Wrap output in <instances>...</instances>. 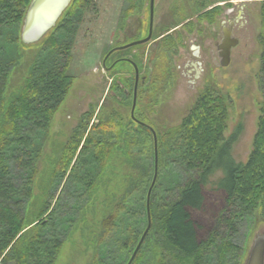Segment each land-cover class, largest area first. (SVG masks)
<instances>
[{"label":"rangeland","instance_id":"rangeland-1","mask_svg":"<svg viewBox=\"0 0 264 264\" xmlns=\"http://www.w3.org/2000/svg\"><path fill=\"white\" fill-rule=\"evenodd\" d=\"M122 1L75 3L69 29L55 33L58 46L66 50L63 56L46 46L55 31L37 43L23 45L21 40L19 44L15 40L21 38L24 20L13 26L0 25V68L7 75L6 85L0 87L1 127L9 123L5 109L23 97L30 85H38L39 94L31 100L36 108L42 103L41 93L51 76L62 71L68 78L64 85L68 86L66 95L50 124L43 123L37 128L26 117L19 121V134L8 136L9 146L0 165V173L7 169L4 185L8 189V205L25 220L27 228L23 232L29 234L31 228L37 227L42 241L62 243L56 264H93L96 256L101 264H127L148 226L146 207L155 161L151 154L152 139L129 119L136 83L134 69L126 63L111 72L102 66L111 48L132 40L136 29L141 27L134 17L127 23L119 22ZM263 2L156 0L155 27L158 29L161 22L170 29L176 27L171 30L173 43L151 41L136 51L116 54L132 56L136 61L139 77L144 81L137 90L136 117L150 125L157 135L159 167L150 202L172 205L179 196L178 190L191 178L181 157L183 151L179 150L182 145L175 146L178 138L174 129L182 124L207 88L229 99L224 137L228 141L237 129L241 130L232 142V158L236 163H247L263 102L259 88ZM202 4L208 12L218 10V15L200 19ZM148 5L149 0H144V14L148 13ZM67 12L60 22L68 18ZM173 12L181 14L182 20L171 23L168 16ZM5 13L1 12V21ZM231 21L235 22L234 38L239 43L232 49L230 65L222 68L216 44L222 40V22L228 26ZM128 29L131 33L127 34ZM55 104L51 102L48 107ZM108 113L118 114L114 119L103 118L107 125L113 120L110 130L93 132L99 141L115 145L104 166L94 160L91 150L78 160L74 172L60 176L56 166L82 117L91 115L86 129V133H91L92 125ZM118 123L123 130L121 139L113 130ZM208 194V207L192 213L194 221L203 228L204 241L218 229L214 215L224 213L228 207L220 195ZM47 208L48 212L40 218ZM244 209L239 203H232L229 217L237 231L232 234L224 230L216 245L207 249L205 246L199 258L203 264L245 263L256 237L264 236V211ZM111 217L115 219L107 226L105 221ZM42 220L47 223L46 228L39 226ZM151 229L137 254L139 264H160L167 252L156 227ZM135 239L136 244L125 248ZM223 243L232 248L224 259L218 250ZM171 259L174 255L169 257L174 264Z\"/></svg>","mask_w":264,"mask_h":264},{"label":"trees","instance_id":"trees-1","mask_svg":"<svg viewBox=\"0 0 264 264\" xmlns=\"http://www.w3.org/2000/svg\"><path fill=\"white\" fill-rule=\"evenodd\" d=\"M79 2L81 0H73L67 9L68 12L66 11L67 16L65 17L68 18L61 22L60 19L55 28L49 32L53 33L55 31L46 42L47 48L57 50L62 56L65 55L64 52L66 50H61L58 46L55 33L62 29H69L68 27L72 23L71 18L75 15V12L72 13L71 9L75 3ZM30 3L31 0H0V16L1 12H6L3 14L4 20L1 21L0 19V25L8 24L13 26L22 24L25 19V10L28 9ZM205 7V4H202L200 10H204ZM217 15L218 10L214 9L200 15V19L207 20L209 16H211L210 19H213ZM261 19L262 34L260 36V45L262 53L260 57L259 88L263 95V102L254 138L253 151L246 164L234 161L231 152L232 142L236 140L241 130L237 129L230 140H225L224 133L229 119V99L211 88L205 89L189 115L178 128L174 129L175 137L178 138L175 146L182 145V148L179 149L183 151L181 156L183 159H181L192 176L178 190L179 196L175 202L171 203L172 205L158 206L152 201L150 202L152 228L156 227L155 231L163 239L161 242L165 241L163 242V247L167 251L162 256L160 264H171L169 261L171 255H174V259H171L174 264H203L199 258L205 246L207 249L216 245L218 237L224 230H230L232 234L237 231L236 226L232 224L229 217L233 202L239 203V205L250 211L257 212V210L261 209L264 211V2L261 8ZM20 40L21 38H17L15 42L19 44ZM165 40L173 43L174 39L172 35H169L162 39V42ZM21 43L24 45L22 40ZM67 79L66 74L62 71L56 76H51L50 83L45 86L41 93L42 103L38 104L36 108L32 107L31 100L39 94L38 85H30L23 97L5 109L6 119L9 123L4 127L0 125V165L4 162L3 152L9 146L8 136L19 134L20 128L17 124L19 121L26 117L37 128L42 127L43 123H46V125L50 124L54 112L66 95L68 86L64 85ZM147 81H150V78H147ZM6 82L7 75L4 73V69L0 68V87L3 88ZM51 102H56V104L53 107H48ZM115 115L109 113L101 115L102 117L98 118V122L92 125L91 133H86L87 123L91 115L82 117L78 129L70 137L56 166V172L60 173V176L74 172L78 160L89 154L91 150L94 151V160L100 163L102 167L104 166L115 145L112 143L110 145L109 141H99L94 137L93 132L110 130L113 120H110L112 122L107 125L103 122V118L109 116L114 119ZM122 119L124 118L122 117ZM129 119L135 126L140 128L139 130L143 134L148 135V138L152 139L151 154L155 161L152 132L150 129L135 122L131 115ZM135 119L141 122L140 118L136 117V109ZM119 125L118 123L113 130L118 132V138L121 139L123 130ZM20 143L31 145L27 140H20ZM133 143L131 146H133ZM128 147L130 148V146ZM6 176L7 169L4 168L0 173V264H56L62 243L57 240L51 243L42 241L40 235H37V227L31 228L32 230L29 234L23 232L27 228L24 218L8 205V189L4 185ZM207 194L220 195L225 199L229 208L224 209L225 211L222 214L217 212L214 215L217 219L218 229L213 233L210 232L208 241H204L203 238L201 239L203 228L194 221L192 213L203 211L208 207L206 205ZM47 212L48 208L40 214V218ZM113 219L115 217L107 219L105 224L107 226L111 225ZM39 226L46 228L47 223L42 220ZM151 230L153 232V229ZM137 241L138 239H135L134 242H128L129 244L125 248L132 247ZM228 245L223 243V245L221 244L218 247V250L221 251L222 259L232 249ZM169 248L174 252H170ZM191 258H194L195 261L190 262ZM139 262L140 256L137 255L133 264H139ZM93 264H101L97 256Z\"/></svg>","mask_w":264,"mask_h":264},{"label":"water","instance_id":"water-1","mask_svg":"<svg viewBox=\"0 0 264 264\" xmlns=\"http://www.w3.org/2000/svg\"><path fill=\"white\" fill-rule=\"evenodd\" d=\"M72 1L73 0H31V3L25 15L23 28L21 32L22 42L24 44H32L42 40L53 28H55V26L63 16V14L70 7ZM153 5H154V0H151L152 9H153ZM146 42H148V39H146L145 41L132 43L130 45L118 48L117 50H123ZM238 43L239 42L237 39L231 38L229 34L226 31H224L223 39L219 44H217L218 56L220 58V66L222 68H226L230 65L232 49L235 48L238 45ZM133 66L135 69L136 83H135L134 98H133V104L131 110V117L133 118V120H135V122H137L141 126L150 129V131L153 134L154 151H155V174L147 198L146 208H147V216H148V226L127 264L134 263L137 254L141 246L143 245L152 226V219L150 213V198H151L152 190L157 180L158 167H159L158 142H157L156 132L155 130H153L152 127L135 119V109L137 105V90L139 83V70L136 64L133 63ZM244 264H264V236L256 237Z\"/></svg>","mask_w":264,"mask_h":264},{"label":"flooded vegetation","instance_id":"flooded-vegetation-1","mask_svg":"<svg viewBox=\"0 0 264 264\" xmlns=\"http://www.w3.org/2000/svg\"><path fill=\"white\" fill-rule=\"evenodd\" d=\"M122 3H123L122 4L123 10H122V15L120 16L119 22L120 23H127L128 21L131 20V18L134 17V18H136V22L139 23V25H141V27L136 29L137 31L135 32L132 40L127 41V43H124L123 45L111 48L109 53L104 57L102 66L104 69H106L110 72L112 70H114L118 65L123 64V63L129 64L133 69H134L133 63L137 65L136 61H134L132 56L127 55L124 57H122V56L117 57V55H116L117 53H119V52L125 53L129 50H135L136 51V49L139 48V46L148 45L151 41H161L165 37L172 35L171 33L173 31H171V30L176 28L175 27L173 29H170V28H168L166 23H163V22L160 23L161 25H159L158 29L155 27V3H156V0H154L153 9L151 8V0H149L148 13L146 12L145 14L143 13V10H142L143 5H144V0H123ZM207 12H208V10L205 9L203 12H201V15H202V13L205 14ZM169 16H168V18H170L171 23L175 22L176 20L182 19L181 14H177L175 12H173L172 15L170 14ZM187 22L189 23V19L187 20ZM234 27H235V22H233V21H231L228 26L226 25L225 22H222V39H223L224 31H226L231 38H234ZM128 32L131 33V30L128 29L126 31V33L128 34ZM146 39H148V42H146V43L135 45L133 47H129V48H126L123 50H117L118 48L130 45L132 43L145 41ZM216 48H217V44H216ZM217 52H218V50H217ZM115 55L117 58L114 57ZM138 70H139V68H138ZM150 72H152V71L150 70ZM134 73H135V69H134ZM134 81H136V75L134 76ZM143 82H144L143 79L139 77L138 86L140 84L142 85Z\"/></svg>","mask_w":264,"mask_h":264}]
</instances>
